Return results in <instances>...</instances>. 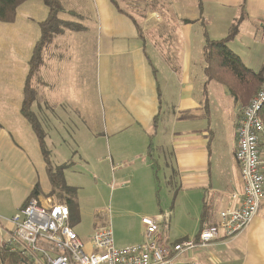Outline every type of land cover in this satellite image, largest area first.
<instances>
[{
	"label": "crops",
	"instance_id": "0c3cea01",
	"mask_svg": "<svg viewBox=\"0 0 264 264\" xmlns=\"http://www.w3.org/2000/svg\"><path fill=\"white\" fill-rule=\"evenodd\" d=\"M60 1L65 9L60 18L80 29L64 28L53 37L31 79L36 92L31 109L46 140L53 130L85 144L90 125L91 143L105 139L112 149L115 181L153 192L163 169L168 184L177 182L194 195L190 203L171 206L131 203L129 220L113 213L95 222L90 235L109 223L116 246L142 243L143 217L163 214L173 242L218 225L220 213L242 200L235 155L242 106L224 84L207 76L204 45L207 36L225 38L237 24L230 49L249 68L263 69L264 0H158L162 5L148 10L144 23L111 0ZM48 16L43 0H25L14 21L0 20V245L13 231L6 219L24 206L40 172L47 171L21 107L29 60ZM260 146L264 154L263 138ZM21 188L25 194L19 197ZM49 199L39 198L44 204ZM176 263L264 264V198L243 231L227 236L221 230L206 248L180 254Z\"/></svg>",
	"mask_w": 264,
	"mask_h": 264
},
{
	"label": "built area",
	"instance_id": "2783aa9c",
	"mask_svg": "<svg viewBox=\"0 0 264 264\" xmlns=\"http://www.w3.org/2000/svg\"><path fill=\"white\" fill-rule=\"evenodd\" d=\"M264 78L237 123L236 159L243 180L242 200L220 213L218 225L204 227L194 239L173 242L168 237L167 215L143 217L142 243L118 247L109 223L96 227L90 235L89 247L70 222L66 203L35 197L11 218L13 225L6 244L13 251L31 256L38 264H177L176 257L197 248H206L220 237L221 230L231 236L243 231L260 209L264 198ZM236 195H233L232 199Z\"/></svg>",
	"mask_w": 264,
	"mask_h": 264
},
{
	"label": "rangeland",
	"instance_id": "374dc122",
	"mask_svg": "<svg viewBox=\"0 0 264 264\" xmlns=\"http://www.w3.org/2000/svg\"><path fill=\"white\" fill-rule=\"evenodd\" d=\"M116 3L120 11L134 16L138 23L145 22L148 10L153 7L157 8L158 4L162 5V3H158V0H117ZM247 105L248 103L243 105L242 109ZM52 131H48L49 135L46 140L49 158L54 166L69 160L72 162L66 168L64 175L67 174L69 184L77 187L78 190L75 201L79 202L80 218L74 228L85 243L89 242V235L95 222L108 221L113 213H122L129 220L131 215L127 209L131 203H139V205L142 203L149 205L150 203H167L171 206L172 203H190L194 198V195L190 196L189 193L181 190L177 182L168 184V172L163 169L159 172L158 184L153 192L150 189L140 191L127 183L115 181L111 165L112 149L105 139L101 144H98V139L97 144L91 143L89 138L90 133H94V128L90 125H88V140L85 144L75 143L66 136L63 138L59 134H51ZM164 173H167V176H164ZM38 182L39 198H51L58 202L61 200L57 196L49 194L54 186L46 170L40 172ZM17 192L19 197L23 196L25 189H18ZM35 198L39 200V198ZM11 202L12 200H7V203ZM119 203H123L122 207Z\"/></svg>",
	"mask_w": 264,
	"mask_h": 264
},
{
	"label": "trees",
	"instance_id": "16d2710c",
	"mask_svg": "<svg viewBox=\"0 0 264 264\" xmlns=\"http://www.w3.org/2000/svg\"><path fill=\"white\" fill-rule=\"evenodd\" d=\"M24 1L25 0H0V20L4 22L14 21L17 8ZM116 1L117 0H111L117 7ZM43 2L49 8V16L45 21L41 22V37L34 46L32 57L29 60V73L24 86V98L21 112L38 138L46 162L47 172L54 186L49 194L57 196L61 199L59 202L66 203L69 206L70 222L74 226L79 215L78 203L75 201L78 190L77 187L67 183L64 175L66 168L71 164L64 163L54 166L49 158L45 132L37 116L31 109L32 102L36 95L31 79L43 62L42 57L44 48L53 37L61 33L64 28L76 30L80 29V25L76 22L66 21L60 18L59 14L65 10L60 0H43ZM236 32L237 24L232 26L230 33L225 38L213 40L208 36L206 37L204 45L206 62L205 72L210 79L224 84L235 100L243 106L249 103L250 99L257 93L264 78V68L258 71L249 68L241 57L230 49L228 42ZM260 115L264 121V108ZM39 193V185L37 184L27 200L37 197ZM0 264L38 263H36L31 256L19 251H13L8 244L4 243L0 245Z\"/></svg>",
	"mask_w": 264,
	"mask_h": 264
}]
</instances>
